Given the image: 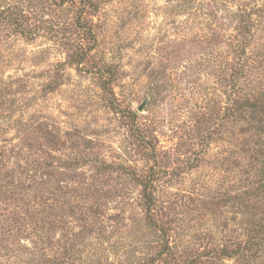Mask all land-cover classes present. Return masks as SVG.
I'll return each mask as SVG.
<instances>
[{"label": "rangeland", "instance_id": "rangeland-1", "mask_svg": "<svg viewBox=\"0 0 264 264\" xmlns=\"http://www.w3.org/2000/svg\"><path fill=\"white\" fill-rule=\"evenodd\" d=\"M96 1L98 12L88 16L95 42L75 32L66 36L94 44V52L85 65L70 67L60 32L63 24L73 23V8L56 9L51 0H0V7L23 8L39 31L33 41L0 42V82L11 93L5 100L14 108L1 119L12 125L17 120L55 125L61 133L55 151H65L76 166L74 172L60 169L58 181L63 185L71 179L90 194L89 209L56 233L58 256L66 246L74 249L70 263L153 261L159 235L146 226L141 189L126 174L153 165L147 159L151 150L136 145V130L157 146L160 168L175 172L157 185L158 217L168 223L172 247L199 253L232 248L244 240L245 209L234 198L245 190L243 151H252L255 140L239 135L243 128L233 132L231 120L216 118L239 98L229 85L235 13L261 7L264 0ZM254 21L247 49L252 74L241 94L264 87V64L257 70L264 62V13ZM103 64L115 71L110 97L119 113L109 108L95 74ZM57 69L63 85L45 93ZM199 119L205 120L203 126ZM198 127L210 128V145L200 141ZM14 135L11 130L5 137ZM108 166L121 171L98 175V169ZM91 205L99 215H93Z\"/></svg>", "mask_w": 264, "mask_h": 264}, {"label": "trees", "instance_id": "trees-1", "mask_svg": "<svg viewBox=\"0 0 264 264\" xmlns=\"http://www.w3.org/2000/svg\"><path fill=\"white\" fill-rule=\"evenodd\" d=\"M56 9L73 8L75 14L73 23L63 24L62 44L67 53L70 67H79L90 61L94 52L93 26L88 21L99 10L96 0H51ZM264 13V4L254 9H242L235 13L237 26L236 35L231 45L233 59L231 63V80L229 85L235 90L236 98L230 101L231 107L217 120H231L233 132L243 128L239 135L253 136L255 140L252 151H243L247 161L243 167L245 190L240 196H235L234 203L245 209L244 240L232 248L228 246L213 248L199 253L193 249L179 250L171 245L170 228L167 222L158 217L157 185L167 177L175 176L169 169L160 168L157 146L151 140L142 137L139 131L134 136L140 147L147 153V159L153 165L138 174L134 170L126 172L141 189V207L144 221L148 228L159 235L160 248L155 257L147 264H214L215 261H234L242 264H264V87L249 88L240 93L252 67L247 57L250 36L254 28V19ZM40 29V27H39ZM75 32L90 40V46L68 39L69 33ZM38 28L32 25L31 18L19 5L0 7V42L9 38H21L33 41L38 34ZM67 64V63H66ZM257 70L264 62L258 63ZM256 69V68H255ZM54 81L45 85V93H53L63 85V74L57 69ZM98 75L100 89L106 96L109 108L119 113L110 97L115 71L111 66L98 65L95 70ZM0 82V264H76L70 263L73 248L64 246L62 256L55 250L54 239L60 230L66 231L69 219L74 220L76 213L89 209L88 189L75 187L73 181L61 185L58 181L60 169L74 172L76 166L73 159L62 154L65 151H55L60 144L59 130L55 125H28L17 120L13 125L4 122V113L14 112L13 103L5 100L11 93L4 92ZM201 122V123H200ZM202 126L205 120L198 121ZM198 124V125H199ZM200 126V125H199ZM27 128V129H26ZM200 141L210 145L213 133L209 129H199ZM14 131L11 139L5 136ZM246 146V145H244ZM26 149V150H25ZM48 150V151H46ZM73 154L70 155V157ZM87 166V165H84ZM121 169L117 167H102L98 175H118ZM180 172L177 173V175ZM90 191V190H89ZM83 192L85 194H83ZM99 194V190L96 191ZM97 197V196H96ZM95 197V201H96ZM93 198V197H92ZM96 204V202H95ZM97 205V204H96ZM91 205L93 215H99L98 207ZM85 227V226H84ZM80 232H86V229ZM79 232V233H80ZM213 261V262H210Z\"/></svg>", "mask_w": 264, "mask_h": 264}, {"label": "water", "instance_id": "water-1", "mask_svg": "<svg viewBox=\"0 0 264 264\" xmlns=\"http://www.w3.org/2000/svg\"><path fill=\"white\" fill-rule=\"evenodd\" d=\"M140 111H141V109H140Z\"/></svg>", "mask_w": 264, "mask_h": 264}]
</instances>
